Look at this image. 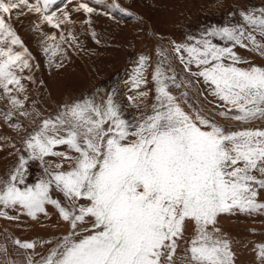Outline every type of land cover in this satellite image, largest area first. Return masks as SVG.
<instances>
[{"label":"snow or ice","instance_id":"6c2138e0","mask_svg":"<svg viewBox=\"0 0 264 264\" xmlns=\"http://www.w3.org/2000/svg\"><path fill=\"white\" fill-rule=\"evenodd\" d=\"M55 4L0 0V127L15 133L0 135L13 161L0 176V218L44 226L55 214L53 226L67 230L46 240L6 235L0 264H237L221 220L264 215V66L241 55L264 57V0H217L221 23L158 40L91 93L58 77L73 54L97 55L73 19L85 14L79 23L100 45L97 9ZM25 20L48 80L18 34ZM56 87L64 98L50 111ZM252 251L264 264V242Z\"/></svg>","mask_w":264,"mask_h":264},{"label":"rangeland","instance_id":"374dc122","mask_svg":"<svg viewBox=\"0 0 264 264\" xmlns=\"http://www.w3.org/2000/svg\"><path fill=\"white\" fill-rule=\"evenodd\" d=\"M65 1L67 2L69 0H65ZM109 1H112V0H105V2L108 3L107 7L109 6V3H110ZM114 1H116L121 7L127 9L129 12L132 13V15H127V14L125 15L124 12H121L119 10L117 12V14L114 16V18L117 19V21L115 23L116 25L122 24V23L124 25H127V24L131 23V20H135V21L139 22V21H141V18L143 20L142 16L144 14L143 13L141 14V11H140L141 8L144 10H147L148 13L152 17H154V19H159L162 16L165 17V15L163 14L164 11L162 10V7H159V8L154 7L153 8L154 4L150 5V3H148L149 2L148 0H114ZM59 2H61V0H56V4H58ZM66 2H64V3H66ZM243 3H246L249 6H251V5H257L258 6L260 3V0H243ZM112 4H113V1H112ZM229 4L231 5V0H229ZM206 5H207V7L209 6L208 4H206ZM215 8H217V7H215ZM195 10L196 11L194 12V14L191 18L184 20V21L181 20L180 22L176 23L177 30L179 32H182L181 34H183V36H185V34L188 32H192L195 34L201 28H203L206 25L219 24L223 21L224 11H220V10L215 9L214 11H211V12H202V11H199L197 9V6H196ZM139 14H141V15H139ZM117 15H119V17ZM156 23L157 22H154L153 26L156 27ZM108 24H109V22H108ZM128 26L129 25H127L126 27H128ZM117 27H120V26H117ZM109 28H111V27L110 26L106 27V30H105L106 33L109 32ZM17 30H18V34L21 36L22 35L21 29L18 28ZM97 30H100V28L98 27ZM138 30H139V28H138ZM116 31L121 32V30L119 28H116ZM84 32L85 31L81 29L79 34H81V35L86 34L87 36H90L88 34V32H86V33H84ZM30 33H32V32H30ZM175 33H176V29L172 34L173 37H175ZM108 37H109V35H108ZM36 38L37 37H35V35H31L30 37H26L24 39V44L27 45L28 49L32 52V55L35 57L37 63H40L43 65V66L41 65V67L39 69V73L42 72L43 77H44L43 79L48 80V78H46V75L44 73L45 69H46L45 68V65H46L45 59H44L41 51L36 50L38 48V46L36 44H34V41L36 40ZM156 38H157V41L160 39L164 40L163 42L165 44H167L171 40H175V39H172L169 35L167 36L164 32H163V36L161 33H160V35L158 33H156ZM83 43H85V45H86L85 40ZM124 47H125L124 48V58L122 56L114 65H111V66L106 65V70H104V72L102 71L99 74H97L96 76H89L87 78V82H85V84L82 85L79 88V90H77L76 92L77 93H80V92L91 93V91L94 90L95 86H103L105 84L112 83L116 79L123 78L124 74H125V70L130 66L131 61H133L138 54V48H137L136 44L130 42L126 46L124 45ZM157 47H159L158 43H156L154 45V51ZM91 50H93V49L91 48ZM241 55H243L247 59H249L248 56L251 55L253 57L254 61L256 62L255 64L257 66H264V61H263L264 57H259V56L254 55V54L247 53V51L244 52V50H241ZM251 56H250V58L252 59ZM257 59L262 60V62H260V65L257 64V61H258ZM87 60L91 63L92 60H94V58L87 59ZM254 61H253V63H254ZM82 65H85V64H82ZM39 73H38V75L40 77H42V74H39ZM63 98H64V92L62 94H60V96L58 98L55 96V94H53L52 98L49 100V103H48L49 105L48 104L44 105V107L48 108L50 111H54L56 103L61 101ZM7 129L10 132V137H14L15 133L12 132L11 129H9V128H7ZM12 164H13V161L7 160V159L4 160L3 164L1 162L0 176H3L6 172H8V170L12 167ZM36 171H37V169L34 167L33 172L35 173ZM50 211H52V210L50 209ZM21 223H22V225H24L23 229L21 228V226H22ZM56 223H57V216L55 214L52 215L51 220H43L42 221V224L44 226H41V224L31 221L27 217H22L21 221H11V222L0 218V242H3L6 235H9V234L10 235L13 234L12 236L19 237L22 240H28V239L34 240L37 238H41V239L46 240V239L51 238L54 234H60V233L65 232L67 230L66 225H64L63 227H59V228L54 227L53 225H56ZM221 223L224 226V231L229 233L232 236V238L234 239V241L237 242L236 244H234V249L238 253L237 264H257L256 255L252 251V248H253V243L264 242V215H260V214L254 215V216L237 215V216H231V217H224L221 220ZM18 226H20V228ZM27 226L32 227L34 230V233H33V231H31L29 234L30 228L27 229L28 228ZM24 229L26 232L24 231ZM234 232L236 234H234Z\"/></svg>","mask_w":264,"mask_h":264},{"label":"bare ground","instance_id":"6f19581e","mask_svg":"<svg viewBox=\"0 0 264 264\" xmlns=\"http://www.w3.org/2000/svg\"><path fill=\"white\" fill-rule=\"evenodd\" d=\"M112 1H113V4H112ZM112 1H109L110 3H109V6L107 7L108 3L105 2V0H100L99 3H97V0H83V2L88 3L89 6L97 9V13L93 15L92 19H93V26L95 28V31L98 34H100L102 38V43L100 45L95 44V42L91 39L90 36H87L86 34H82V35L79 34L81 29L84 30V28L81 26L79 21H83L86 17H85V14L83 13L73 12V19L78 21V23L76 24L75 31L78 33L80 40L82 42H84L85 40L86 45L85 43L84 45L86 46V48L89 50H91L92 48L97 53V55L91 56V57H88V56L82 57L80 55L73 54L72 62L67 65V71L62 73L61 76L58 77V79L60 80L66 79L69 82L68 83L69 87H73L75 91L79 90V88L82 85H84L85 82H87V78L89 76H96L100 72L102 71L104 72V70H106V65H109V66L114 65L122 56L124 58V48H125L124 45L126 46L130 42L136 44L138 48V54L142 52H150V51L154 52V45L157 43L156 33H158L159 35L161 33L163 36V32H164L167 36L169 35L172 39H175L176 41L179 42L184 39V36L183 34H181L182 32H179L177 30L176 28L177 22H180L181 20L184 21V20L191 18L194 12L196 11L195 10L196 6H197V9L202 12H211L217 9L215 8L217 7L216 6L217 0H148L149 1L148 3H150V5L154 4L153 8L162 7V10L164 11L163 14L165 15V17L160 16L161 18L154 19V17H152L148 13L147 10H144L141 8L140 9L141 14L142 13L144 14L142 16L143 20L142 18H141V21L139 22L135 20H131V23L127 24L129 26L126 27L127 25H124L123 23L117 24V25L115 24L117 19L114 18V16L117 14L119 9L114 6V4H117V2L114 0ZM64 2L66 1L61 0V2H59L58 4L52 7V10L63 9L65 8L66 5L68 6L69 9H71L78 2H80V0H71V3H69V1H67L66 3ZM206 4H208L209 6L207 7ZM105 12L110 13L111 18H109V16L104 15L103 13ZM117 16L119 17V15ZM154 22H157L156 27L153 26ZM28 24H29V21L25 20L24 25L18 27L19 29H21V33H22L21 38L23 41L26 37L35 35L33 32L30 33L31 31L28 28ZM107 26L111 27L109 28L108 33H106L105 31ZM117 26H120V27H117ZM98 27L100 28V30H97ZM116 28H119L121 32L116 31ZM175 29H176V33H175V37H173L172 34L175 31ZM44 30L46 32H58V30L49 28L47 26H45ZM84 33H86V31ZM107 34L109 35V37ZM34 44L38 46L36 50L40 51L38 38H36V40L34 41ZM250 56L251 55H249L248 58L254 61L253 57L251 56L252 57L251 59ZM86 58L87 59L94 58V60H92V62L90 63ZM257 60H258L257 64L260 65V62H262V60L260 59H257ZM81 63L85 65H82ZM254 63L256 62L254 61ZM45 64H46V61H45ZM45 68H46L45 72L44 71L43 72L45 73L46 78L49 79V72L51 70L48 69L47 65H45ZM38 73H39V70L36 73L37 76H39ZM39 74H42V72H40ZM40 78H44L43 74H42V77ZM63 92H64V89L62 87H56L55 89L52 90V95L55 94V96L58 98L60 94H62ZM0 135H7L10 137V132L6 127H0ZM6 159L10 160V158H8L7 156V153L0 152V165H1V162L3 164L4 160ZM23 226L24 225L21 226L22 229L24 228ZM18 227L20 228V226ZM27 227H28L27 229L30 228L29 234L31 231H33L34 233V230L32 227H29V226ZM234 234L236 233L234 232Z\"/></svg>","mask_w":264,"mask_h":264}]
</instances>
